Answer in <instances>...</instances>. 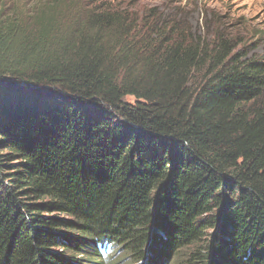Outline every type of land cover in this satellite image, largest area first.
<instances>
[{
    "label": "trees",
    "instance_id": "1",
    "mask_svg": "<svg viewBox=\"0 0 264 264\" xmlns=\"http://www.w3.org/2000/svg\"><path fill=\"white\" fill-rule=\"evenodd\" d=\"M6 8L0 264H264V54L157 8Z\"/></svg>",
    "mask_w": 264,
    "mask_h": 264
},
{
    "label": "rangeland",
    "instance_id": "2",
    "mask_svg": "<svg viewBox=\"0 0 264 264\" xmlns=\"http://www.w3.org/2000/svg\"><path fill=\"white\" fill-rule=\"evenodd\" d=\"M42 0H0V5L19 6L21 12L32 9ZM137 10L157 8L160 14L177 18L193 32L214 39L228 40L238 54L261 56L264 54V0H109ZM212 39V40H213ZM216 41V39H214ZM25 88V87H24ZM26 89V88H25ZM126 102L132 103L131 97ZM104 254V251H100ZM123 254L114 253L105 264H129L118 260ZM165 264H168L167 262Z\"/></svg>",
    "mask_w": 264,
    "mask_h": 264
}]
</instances>
